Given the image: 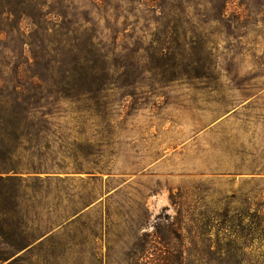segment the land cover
<instances>
[{
    "label": "rangeland",
    "instance_id": "rangeland-1",
    "mask_svg": "<svg viewBox=\"0 0 264 264\" xmlns=\"http://www.w3.org/2000/svg\"><path fill=\"white\" fill-rule=\"evenodd\" d=\"M243 10L240 0L227 7ZM249 15L238 38H218L221 78L208 89L156 87L132 108L116 99L103 136L91 121L77 135L63 102L56 165L0 203V249L33 243L62 255L0 264H126V250L159 222L180 229L171 245L193 254L183 264H264V18ZM79 141L95 146L86 161L73 155Z\"/></svg>",
    "mask_w": 264,
    "mask_h": 264
},
{
    "label": "trees",
    "instance_id": "trees-1",
    "mask_svg": "<svg viewBox=\"0 0 264 264\" xmlns=\"http://www.w3.org/2000/svg\"><path fill=\"white\" fill-rule=\"evenodd\" d=\"M230 1L0 0V203L56 165L53 118L63 102L74 115L77 135H84L91 121L103 136L116 99H130L132 108L141 95L155 94L156 87L218 84V38H238L249 14L264 18V0H240L242 14H228ZM25 20L29 31L22 28ZM84 144H71L75 159L86 161L95 147ZM154 229L126 250V264L153 255L158 264H183L193 256L171 245L181 240L174 224L159 222ZM32 244L0 249V262L62 255Z\"/></svg>",
    "mask_w": 264,
    "mask_h": 264
}]
</instances>
